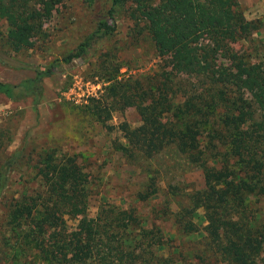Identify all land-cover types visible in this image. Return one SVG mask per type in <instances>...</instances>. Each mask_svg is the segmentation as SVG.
<instances>
[{
  "label": "trees",
  "instance_id": "16d2710c",
  "mask_svg": "<svg viewBox=\"0 0 264 264\" xmlns=\"http://www.w3.org/2000/svg\"><path fill=\"white\" fill-rule=\"evenodd\" d=\"M58 2L0 0V35L14 51L31 47ZM123 11L136 25L142 21L139 31L171 69L125 81L117 79L120 67L107 70V97L121 100L120 107L134 104L141 120L137 127L121 125L126 143L115 148L144 166L139 201L158 193V171L149 161L169 145L202 171L204 188L189 194L186 204L173 200L175 211L172 202L163 211L181 235H202L201 244L166 254L161 227L135 209L102 205L89 216L87 173L74 155L48 147L35 166L40 187L20 193L6 214L15 237L10 264H174L179 257L196 264H264V213L254 201L264 197V50L253 55L232 46L251 41L260 22L247 19L238 0H110L105 19L69 58L86 53L94 35H111L108 20ZM55 68H35L34 77L17 84L0 82V93L12 99L40 93L42 79ZM16 156L0 166V197ZM199 208L203 233L193 220ZM69 220L76 221L73 228Z\"/></svg>",
  "mask_w": 264,
  "mask_h": 264
},
{
  "label": "rangeland",
  "instance_id": "374dc122",
  "mask_svg": "<svg viewBox=\"0 0 264 264\" xmlns=\"http://www.w3.org/2000/svg\"><path fill=\"white\" fill-rule=\"evenodd\" d=\"M238 1L246 18L256 19L261 27L252 34L251 41L240 40L232 46L239 53L259 54L264 50V0ZM109 6L110 0H59L43 23L44 33L33 38L31 47L20 51L12 50L3 34L0 35V82L17 84L34 77L35 68L56 65L54 73L42 79L40 93L22 99L0 93V166L17 154L16 163L6 171L9 180L0 197V264H10L14 251L15 237L6 224L10 203L20 193H31L40 187L35 166L42 149L48 147L74 155L87 173L89 216H94L102 205L135 209L147 218L148 224L154 222L161 227L166 254L187 252L194 243L201 244L202 235L193 238L181 235L170 214L163 211L167 212L169 202L175 211L173 200L186 204L189 194L204 188L202 171L175 145H169L149 161L158 171V193L147 201H139L136 193L147 177L144 166L129 162L115 148L116 143H126L121 125L133 128L141 120L134 104L120 107L121 100L107 97V70L113 73L120 67L117 79L125 81L152 74L162 66L171 69L168 60L157 55L147 33L139 31L142 21L136 25L129 11L119 13L113 21L108 20L114 26L111 35H94L86 53L69 58L97 30L98 20L105 19ZM2 30L5 32V26ZM35 95H40L36 107ZM254 201L264 213V197ZM193 220L203 233L206 222L201 208L193 212ZM68 224L73 228L76 221L69 220ZM180 258L174 264H196L195 258Z\"/></svg>",
  "mask_w": 264,
  "mask_h": 264
}]
</instances>
